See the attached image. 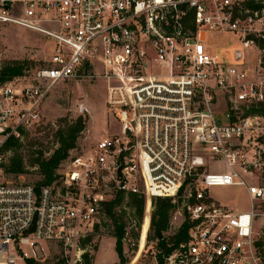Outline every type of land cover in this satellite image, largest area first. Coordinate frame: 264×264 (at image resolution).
<instances>
[{
  "label": "built area",
  "instance_id": "1",
  "mask_svg": "<svg viewBox=\"0 0 264 264\" xmlns=\"http://www.w3.org/2000/svg\"><path fill=\"white\" fill-rule=\"evenodd\" d=\"M10 25L48 40L50 57L6 77L0 51V264H87L82 242L119 197L138 230L135 194L170 197V228L188 217L165 264H264V0H0ZM213 32L239 40L231 57L211 52ZM93 78L116 131L78 142L49 183L13 171L11 142L48 124L53 87ZM223 186L248 208L210 194Z\"/></svg>",
  "mask_w": 264,
  "mask_h": 264
},
{
  "label": "rangeland",
  "instance_id": "2",
  "mask_svg": "<svg viewBox=\"0 0 264 264\" xmlns=\"http://www.w3.org/2000/svg\"><path fill=\"white\" fill-rule=\"evenodd\" d=\"M210 43L211 52L224 58L231 57L230 51L240 44L232 33L215 32L210 34ZM0 51L7 58L4 60L5 63L26 61L28 67H35L40 64L38 59L44 61L50 57V43L33 31L10 25L5 28L0 27ZM255 51L254 48L247 50L250 61L249 67L254 66L252 60ZM42 110L48 124L37 129L33 135L28 136L25 145L18 149V153L28 166L27 175L30 179H36L40 173V170L36 169L37 165L31 164L32 158L38 154L34 152L41 150L44 156H51L59 147L56 133L60 127L82 117L86 127L81 132L78 142L96 141L103 135L116 131V123L112 121V113L106 104V87L102 81L96 78L57 84L47 96ZM210 194L234 209L244 210L248 208V198L241 189L226 186L212 187ZM128 203L129 200H126L125 204L128 205ZM123 216L124 218L127 216L129 219L128 214H123ZM186 221L188 222V217L185 214L174 213L172 228L165 232L166 236L172 237L176 228ZM109 223V220L103 221L102 226L90 235L92 236L91 241L86 244L82 242V246L88 248L90 264H115L119 262L115 249L116 238L113 236L115 230ZM126 232L123 244L124 253L128 260L127 264H157V240L148 237L146 246L139 248V237H136L129 227H127ZM150 232L151 230L149 234Z\"/></svg>",
  "mask_w": 264,
  "mask_h": 264
},
{
  "label": "trees",
  "instance_id": "3",
  "mask_svg": "<svg viewBox=\"0 0 264 264\" xmlns=\"http://www.w3.org/2000/svg\"><path fill=\"white\" fill-rule=\"evenodd\" d=\"M261 45L264 46V42H261ZM27 64L26 61L15 64L7 63L4 67L3 74L6 77L21 74ZM261 111L264 112V110ZM85 127L86 124L83 118L79 117L74 122L58 129L56 136L60 145L50 157L44 156L41 150L34 152L38 154L32 158L31 164L37 165L40 173L45 174L46 177L42 183H49L53 180L55 170L59 166V163L69 155V151L72 148L76 147L78 138ZM26 138L29 137L26 136ZM11 145L14 146L11 169L15 172L26 171L24 159L18 153L21 144L12 141ZM129 199L128 206L131 209V215L138 220V230H132L134 235L139 237L141 233L146 234L150 239L151 237L156 239L158 249L156 254L157 264H165V257L172 253L180 243L187 241L190 227L189 222H184L180 229L175 231L172 237L169 238L165 232L170 228L172 213L176 206L172 203L170 197H152L146 194H135L130 195ZM117 205H122V197H119L107 209L108 218L111 220L109 224L115 230L113 236L116 238L115 249L119 258V262L115 264H127L128 260L124 253L123 239L127 231L128 220L127 216L124 218L123 214H128V211L124 207H121L120 211L115 210ZM98 228L99 226L96 227V229ZM150 230L151 232L149 234ZM91 239L92 236H89L86 241L90 242ZM85 258L87 263L90 264L89 253L85 254Z\"/></svg>",
  "mask_w": 264,
  "mask_h": 264
},
{
  "label": "bare ground",
  "instance_id": "4",
  "mask_svg": "<svg viewBox=\"0 0 264 264\" xmlns=\"http://www.w3.org/2000/svg\"><path fill=\"white\" fill-rule=\"evenodd\" d=\"M147 239H148V237L146 236V234H141L140 233V236H139V239H138L139 248H144L146 246Z\"/></svg>",
  "mask_w": 264,
  "mask_h": 264
}]
</instances>
